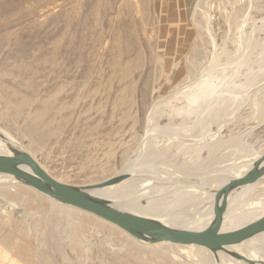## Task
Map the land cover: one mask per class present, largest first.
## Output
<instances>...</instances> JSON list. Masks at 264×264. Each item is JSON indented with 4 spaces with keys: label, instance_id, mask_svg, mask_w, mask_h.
<instances>
[{
    "label": "rangeland",
    "instance_id": "374dc122",
    "mask_svg": "<svg viewBox=\"0 0 264 264\" xmlns=\"http://www.w3.org/2000/svg\"><path fill=\"white\" fill-rule=\"evenodd\" d=\"M131 37L135 45H129ZM213 45L227 51L234 63L241 61L233 81L238 87L232 95L235 102L230 111L221 112L222 118L231 117L218 135L225 144L215 153L213 173L200 180L189 178L199 184L172 176L176 185H188L190 194L203 181L201 191L210 193L214 183L231 177V170L250 154L264 152V0H0V129L53 179L76 187L104 182L119 173L135 151L154 99L196 75ZM54 48L57 56H52ZM128 48L119 67L129 60V75L122 77L114 56ZM26 99L31 105L20 112L15 106ZM254 100H259L257 107ZM38 111L45 113L36 130L39 137H33L27 126ZM50 119L46 129L43 123ZM171 155L155 164L184 162L181 157L174 162ZM208 156L206 150L201 153L203 160ZM227 167V173L219 172ZM256 183L263 185L264 177ZM9 188L16 195L3 193L0 208L13 203L17 209L0 210V264H81L82 256L70 250L74 239L67 238L73 230L80 238H92L91 249L105 240L120 248L125 244L127 234L107 222L81 215L20 183ZM92 250L85 264H152L153 254L141 257L134 247H129L132 258L107 248Z\"/></svg>",
    "mask_w": 264,
    "mask_h": 264
},
{
    "label": "bare ground",
    "instance_id": "6f19581e",
    "mask_svg": "<svg viewBox=\"0 0 264 264\" xmlns=\"http://www.w3.org/2000/svg\"><path fill=\"white\" fill-rule=\"evenodd\" d=\"M21 9L19 8V10ZM241 42H245V40L243 39ZM134 43L135 39L134 37H131V43H129V45H135L137 42ZM240 46L243 47V45ZM247 46L249 45H246V48H248ZM82 47L83 45H80V49ZM118 51V55L116 54L114 56L117 69L122 73V77H127L129 75L127 68V64L130 63L129 60L128 62L124 61L125 66H122V69L119 66L121 65L120 62L129 53V48L124 51L118 49L117 52ZM58 53V49L54 48L52 56H57ZM223 55L226 56V60L222 62L220 59ZM210 56L209 60L199 64V70L196 75L188 80H184L183 83L179 84L172 92L154 99L147 111V119L145 118L147 120L146 128L144 129L145 132L131 157L128 158L120 172L114 175V177L101 183L86 186L85 192L87 194L101 200L104 204H107L113 209L154 220L177 231H205L212 225L215 219L214 207L218 191L228 185L231 181L246 176L252 170L254 163L264 156V152L254 155L250 154L249 160L243 161L241 166L239 168L236 167V171L234 172L231 168L233 175L214 183L216 184V187L210 193H208L206 189L204 190L207 192L201 191V185L204 184V181L201 182L200 186H198L195 192L191 194L187 191L188 188L186 187L188 185L182 187L173 183L172 179L175 177L172 178V176H178L177 178H183L182 181L184 183L189 184L191 182V184H199L197 183V179L189 178H198V180H200L202 177L204 178L206 173L207 175L210 172L213 173V165L216 164H213V161H215V153L225 144L218 135L220 134L222 126L228 123L231 120V117L225 115L222 118L221 112L225 113L230 108L231 102L234 101L233 97L236 98L232 95L236 93L238 87H235L233 81L234 77L238 76L239 69H241V61L238 60L239 62L234 63V58H231L227 51H224L223 48L218 51V49L215 48V45H213V51ZM85 85L86 84L84 83V86L81 88L82 90L85 89ZM242 99L244 98L237 100L239 101V105L243 102ZM254 101L256 102L253 104L257 107L259 100ZM28 105L31 104L30 101L26 99L20 101L15 108L19 109L21 112L22 108ZM230 110L231 109H229V111ZM231 112V114H233V111ZM44 113V111H38L33 117L31 124L27 126V129L33 137H39V133L36 130L39 128V124L43 121L42 117L44 116ZM164 120L166 121L165 124L161 125L160 121ZM52 122V119L45 120L43 124L46 129H49ZM211 127H215L217 132L213 133ZM46 135L49 136V133ZM206 136H210V139ZM239 145L240 144H237L235 146L238 147V150L240 151L242 149H240ZM172 148L175 150L173 155H171ZM204 150L207 151L210 157L208 156L207 159L203 160L201 159V153ZM17 151L28 153L20 143L12 139L6 131L0 129V155L9 156ZM248 152L251 151H247V153ZM167 154L171 155L170 159H173L174 162L180 157L184 162L179 166H173L171 164H155V161L158 159L164 161ZM187 159H189L188 162H186ZM194 162H196V164H194ZM263 164L264 161L259 167ZM21 167L25 169V171L31 172L26 166ZM229 169V167L219 169V172L222 171L227 173ZM217 172L218 170L216 169L215 173ZM215 179H222V177ZM257 181L235 186L226 193V196L224 194L219 196L218 206L220 207L223 203L225 205L221 216V224L218 231L219 234L239 231L264 217V184L260 187H255ZM17 183L20 182L13 176L0 174L1 199H4L3 193L6 192L10 195H16V193L9 188V185ZM208 184L211 186V183ZM23 186L54 200L46 193L40 192L26 185ZM93 186L98 187L93 188ZM168 199H170V202H168ZM141 200H144L146 204L141 205ZM58 203L62 204L64 207H69L77 211L79 210L78 212L81 213V215H92L98 218V220L105 223L107 222L127 234L125 237V244L121 248L117 247L112 241L105 240L101 241L99 246L97 245L93 247L96 249L107 248L108 251L110 249V252L113 254H126V256L132 258L134 253L129 251V247H134L141 251V257L147 256L149 258L151 256L150 254H153V258L149 259L152 264H264V231L259 232L244 241L224 245L217 251H212L194 243L174 244L167 241L151 243L149 240L135 238L117 225L97 215L82 211L61 202ZM14 209L17 208L13 203L8 204L2 209L0 208L2 212L12 211ZM62 211L68 212V216L74 214L65 209ZM15 212L17 211L15 210ZM74 215L79 217L77 214ZM192 224L195 227L190 226ZM74 233L75 230L71 231L70 235L67 236L69 242H73L74 239V243L76 244L72 245L70 250L76 256H79L80 254V256L84 257H81L78 262L85 264L87 257H89V254L93 249L90 248L92 238H80L79 235H74ZM152 245H157L156 247L158 248L153 250L150 248ZM147 250L148 253L146 252ZM62 257L64 262L69 261L65 254H63ZM168 258L171 262L167 261Z\"/></svg>",
    "mask_w": 264,
    "mask_h": 264
},
{
    "label": "water",
    "instance_id": "95a60500",
    "mask_svg": "<svg viewBox=\"0 0 264 264\" xmlns=\"http://www.w3.org/2000/svg\"><path fill=\"white\" fill-rule=\"evenodd\" d=\"M4 140V139H3ZM264 156L254 163L252 170L241 179L231 181L218 191L215 200V219L205 231H177L170 229L154 220L121 212L109 207L101 200L85 192L86 187H76L55 181L48 176L38 163L26 152L17 151L13 155H0V174L13 176L21 184L46 193L54 200L97 215L123 229L128 234L140 240H149L151 243L167 241L171 243H194L212 251L220 250L224 245L244 241L259 232L264 231V217L239 231L219 234L221 216L224 203L219 207V196L225 195L231 188L245 185L261 179L264 176ZM26 166L31 172L25 171ZM98 186H93L97 188Z\"/></svg>",
    "mask_w": 264,
    "mask_h": 264
}]
</instances>
